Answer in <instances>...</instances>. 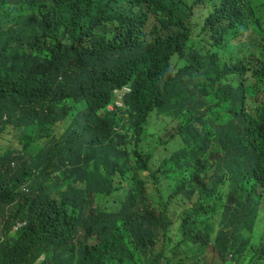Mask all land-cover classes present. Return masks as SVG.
Segmentation results:
<instances>
[{
  "label": "trees",
  "instance_id": "16d2710c",
  "mask_svg": "<svg viewBox=\"0 0 264 264\" xmlns=\"http://www.w3.org/2000/svg\"><path fill=\"white\" fill-rule=\"evenodd\" d=\"M57 255L264 264V0H0V264Z\"/></svg>",
  "mask_w": 264,
  "mask_h": 264
},
{
  "label": "rangeland",
  "instance_id": "374dc122",
  "mask_svg": "<svg viewBox=\"0 0 264 264\" xmlns=\"http://www.w3.org/2000/svg\"><path fill=\"white\" fill-rule=\"evenodd\" d=\"M207 15V11H204L202 9L198 10L197 11V17L195 18V23H198V24H202L203 23V20L205 18V16ZM172 131V130H171ZM170 132L168 133H165V132H160V136L162 137L163 140H166V138L168 137ZM1 143L3 144H7V145H10L12 147H15L16 146V137L14 135V132H12L11 130H9L5 135H4V138L1 140ZM159 154L156 155V160L153 162L154 165H157L158 164V161H159ZM49 254V256L53 255V254H50V253H43L42 255H44L45 257H47ZM215 252L214 251H211L210 253V257L211 258H214L215 257ZM58 260H61V257L60 256H55L53 258L49 257L47 258V262L48 264H57L58 263ZM40 263V261L38 262Z\"/></svg>",
  "mask_w": 264,
  "mask_h": 264
},
{
  "label": "clouds",
  "instance_id": "9594fccd",
  "mask_svg": "<svg viewBox=\"0 0 264 264\" xmlns=\"http://www.w3.org/2000/svg\"><path fill=\"white\" fill-rule=\"evenodd\" d=\"M200 10V9H198ZM197 10V11H198ZM209 11H207L208 14ZM197 17V16H196ZM195 17V18H196ZM206 17V16H205ZM195 20V19H194ZM195 22V21H194ZM130 92V88L129 87H124L122 90L117 89L114 91V100L113 103L111 105L108 106V109L113 110L114 108H118V109H125V102L124 99L126 97V95ZM26 188V187H24ZM23 188V189H24ZM24 191V190H23ZM19 222V221H17ZM16 222V223H17ZM15 223V224H16ZM20 223H24V222H20ZM15 226V225H14ZM14 228V227H13ZM19 230V229H18ZM14 231V230H13Z\"/></svg>",
  "mask_w": 264,
  "mask_h": 264
},
{
  "label": "built area",
  "instance_id": "2783aa9c",
  "mask_svg": "<svg viewBox=\"0 0 264 264\" xmlns=\"http://www.w3.org/2000/svg\"><path fill=\"white\" fill-rule=\"evenodd\" d=\"M25 192H28V189L27 188H24L23 189ZM25 225V223H20V222H17L13 228L14 231H17L18 229H20L21 227H23Z\"/></svg>",
  "mask_w": 264,
  "mask_h": 264
}]
</instances>
